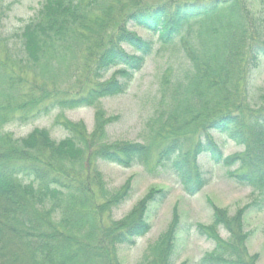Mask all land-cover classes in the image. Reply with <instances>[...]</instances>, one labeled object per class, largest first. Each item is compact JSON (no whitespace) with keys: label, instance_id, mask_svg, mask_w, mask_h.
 Instances as JSON below:
<instances>
[{"label":"trees","instance_id":"trees-1","mask_svg":"<svg viewBox=\"0 0 264 264\" xmlns=\"http://www.w3.org/2000/svg\"><path fill=\"white\" fill-rule=\"evenodd\" d=\"M101 3L48 0L19 31H0V264H121L118 246H135L151 231L149 206L164 203L167 194L158 191L145 199L131 224L105 228L102 213L123 205L131 188L127 183L118 194L108 195L102 173L92 167L98 159L132 169L149 166L157 152L156 165L168 168L187 195L196 197L208 185L199 163L207 154L222 168L239 165L237 172H229L236 183L264 190V110L253 111L238 98L246 72L264 60V41L244 0L167 1L128 15L129 22L149 31L163 47L179 42L189 61L179 91L164 98L167 114L158 117L152 144L107 142L100 113L91 135L83 123H59L69 133L60 142L48 130H35L24 139L4 131L9 124L31 123L55 110L87 108L127 93L154 44L128 33L123 24L118 25L123 29L118 40H104L98 33L108 18L98 21L92 14ZM8 10L10 5L0 1V29ZM122 44L136 54L122 52ZM110 65L121 69L107 84L93 86V80L107 76ZM73 82L77 90L64 91V84ZM212 131L242 146L244 153L225 157ZM197 133L202 139L187 149L190 134ZM213 209L209 226H182L175 219L141 264H174L178 235L188 237L194 228L215 244L199 264H257L250 261L247 235L238 221L243 212L234 220ZM222 227L229 240L220 236Z\"/></svg>","mask_w":264,"mask_h":264},{"label":"rangeland","instance_id":"rangeland-1","mask_svg":"<svg viewBox=\"0 0 264 264\" xmlns=\"http://www.w3.org/2000/svg\"><path fill=\"white\" fill-rule=\"evenodd\" d=\"M0 1L6 6L10 5V10L3 16V24L0 29L1 33L9 35L36 19L42 6L48 0ZM167 1L178 0H102L101 5L96 7L97 12L92 13L93 16H96L94 19L98 21L108 18L99 28L98 33L104 34V40L112 36L117 39L123 33V29L118 25L123 24L126 25L124 29L128 33L146 41H152L154 44L152 55L147 64L135 76L127 93L100 99L95 103L96 105L87 108L55 110L52 114L31 123L9 124L4 127V131L11 133L17 139H24L35 130H48L50 137L55 142H60L66 139L69 133L59 123H66V121L73 124L83 123L91 135L97 128L96 124L100 113L104 114L103 121H101L105 125L107 142L152 144L154 132L159 126L157 119L167 110L164 98L179 91L178 86L184 82V75L190 69L189 61L179 42L168 48L163 47L158 38L151 35L149 31L135 27L133 22H129L128 15L136 8L156 7ZM244 1L252 16L256 17L259 40L264 41V0ZM97 35L95 36L97 37ZM121 50L129 55L136 54L134 49L125 44L121 45ZM249 64L248 69L251 66ZM259 65L256 70L246 72L244 80L238 85L241 93L238 98L253 111L264 110V60ZM109 68L110 70L103 80L92 81L93 86L107 84L112 80L111 78L114 77L117 70L121 69V66L110 65ZM243 68L246 67L243 66ZM63 87L64 91L75 92L77 90L76 82L69 85L64 84ZM107 122L109 123L106 124ZM211 134L222 147L225 157H234L244 153L242 146H237L233 141L214 131ZM203 136L205 137L204 134ZM200 138L202 139L200 133L190 134L186 148H194ZM156 153H154L155 160L153 159V163L151 162L149 166H134L132 169L110 164L101 159L95 160L92 164L93 168L102 173L104 189L108 195L118 194L127 183H130V197L123 205L110 211L103 209L105 212L102 213V221L107 229L113 224H131L135 208H138L145 199H149L151 195L154 196L158 191L167 194L164 203H151L149 206L147 218L151 224V231L145 237L138 238L135 246H118L119 262L121 264H141L148 249L157 244L177 218H180L182 226L188 224L211 225L214 221L213 206H215L234 220L243 212L238 221L243 226V235H247L245 245L248 247L250 261L264 264V190L259 191L256 188L236 183L229 172H237L239 165L225 169L221 165L210 162L206 154V156L199 157V163L208 180V185L196 197H191L187 195L178 177L174 176L168 168L163 169L156 165ZM94 184L96 198L98 203L102 204L105 200L97 187L98 183L94 182ZM251 204L254 205L251 206ZM249 206L251 207L249 208ZM47 208H50V204ZM234 223L236 225V222ZM220 236L225 240L230 239L223 227L220 228ZM177 239V256H174V264H199L201 258L215 249L214 242L197 235L196 228L188 237L180 233Z\"/></svg>","mask_w":264,"mask_h":264}]
</instances>
